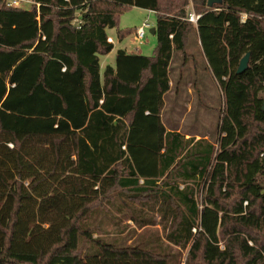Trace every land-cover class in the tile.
<instances>
[{
	"label": "trees",
	"instance_id": "16d2710c",
	"mask_svg": "<svg viewBox=\"0 0 264 264\" xmlns=\"http://www.w3.org/2000/svg\"><path fill=\"white\" fill-rule=\"evenodd\" d=\"M192 2L197 24L190 0H0V264H264V0ZM132 7L156 13L154 53L118 49L101 75ZM195 26L224 97L217 144L161 118ZM105 206L163 235L94 237Z\"/></svg>",
	"mask_w": 264,
	"mask_h": 264
},
{
	"label": "rangeland",
	"instance_id": "374dc122",
	"mask_svg": "<svg viewBox=\"0 0 264 264\" xmlns=\"http://www.w3.org/2000/svg\"><path fill=\"white\" fill-rule=\"evenodd\" d=\"M31 6V3L23 4L24 8H31ZM156 19L157 16L154 11L140 7L126 9L118 16V26L107 30L108 35L114 40V48L110 53L100 55L101 75L104 74L106 65H115L118 49H127L128 51L135 52L139 51L137 50V48H139L141 53L153 55L157 45V37L151 33L150 29L156 25ZM146 20L151 24V28H147L144 38L138 40L134 28L141 26ZM119 29L125 31V35L122 38L118 36ZM196 37V32L193 30L187 33L186 50L191 54L188 59L185 58L182 52L175 51L172 63V68L175 71L172 72V75H177V78H179L180 69L183 68V63H185L186 66L183 69L184 78L181 83L183 87L182 91L185 93V91L188 90V83L194 85L193 100H195L198 105H196V109L192 114L188 116H186V114L179 122L177 118H174L169 125L173 128L180 127L184 132L187 131L192 134H199L200 136L205 135L209 140L217 144V137L219 135L218 122L224 107V97L221 87L210 73L204 61L202 49L201 46L198 45ZM195 84L197 86H195ZM179 100L178 96L176 97V101L173 99L171 101L168 100L170 102L166 112L169 113V117L173 115L171 106H173L174 103L176 104L174 111L176 117L188 106L185 104V107L182 106L184 107L183 110L181 106L179 109L177 106V104L179 105ZM260 181L264 186V174L260 176ZM118 200H120V196H118L116 202H119ZM102 211L103 212L96 219L98 221L97 226L93 227L94 237L103 236L107 239L114 238L115 241L131 244L139 238L147 239V236L142 235L143 232L151 234L152 232L158 231L161 236L163 235L162 225L160 223L139 227L133 220L123 217L122 214L117 211H110L106 206ZM106 214L111 216V218ZM149 215H155L157 220L160 218L156 211L149 213ZM221 241L223 246L224 240L222 239ZM186 256L187 251L184 252V257ZM182 264H186V262L183 261Z\"/></svg>",
	"mask_w": 264,
	"mask_h": 264
},
{
	"label": "crops",
	"instance_id": "0c3cea01",
	"mask_svg": "<svg viewBox=\"0 0 264 264\" xmlns=\"http://www.w3.org/2000/svg\"><path fill=\"white\" fill-rule=\"evenodd\" d=\"M138 28V27H136ZM194 32H196V39H197V43L199 46H201V49H202V45H201V41H200V37H199V34L197 32V27L195 26L193 29H192ZM135 32V31H134ZM187 36V35H186ZM111 37V36H109ZM112 38V37H111ZM112 42L114 44V40L112 39ZM127 51V53L129 54H144V53H141L140 49L137 48V50L139 51H128L127 49H125ZM202 51V55H203V58H204V61L205 63L207 64V67L211 73V70L209 68V65H208V62H207V59L204 55V52H203V49L201 50ZM183 53V55L185 56L186 59H188V57L191 55L188 53V51L186 50V44H185V49L183 51H180ZM174 53L175 51L173 52V56H172V59L170 61V65H169V78H170V81H169V85H170V88L169 90L165 93L164 95V105H163V108H162V113H161V118H162V121H163V124L166 128L167 131L169 130H177L183 134H185L186 137H190V136H196V137H200L199 134H192L190 132H187V131H182L180 129V127L178 128H173L172 126L169 125L170 122H172V119L174 118H177L178 119V122L181 121L185 115L188 116L190 114H192L194 112V110L196 109V102L195 100H193V93H194V85H192L191 83H188V90L185 91V93L182 91L183 87H182V81H183V78H184V73H183V69L185 68V63H183V68L180 69V74H179V78H177V75H172V72H174L175 70L172 68V63H173V59H174ZM148 55V54H146ZM114 66V65H113ZM100 68H101V59H100ZM172 69V70H171ZM212 74V73H211ZM195 86H197L195 84ZM169 96V97H168ZM178 96V99H180L178 102H179V105L177 104V106L179 107L180 109V106H181V109L183 110V108L185 107V104H187L188 106L184 109V111L182 113H179L178 114V117L175 116L174 114V111H175V106L176 104L174 103L173 106H171V108L173 109V118L172 116L169 117V113H167V107H169V102L173 99L174 101H176V97ZM187 99V100H185ZM170 100V101H168ZM184 106V107H182ZM192 119V118H191ZM185 120V119H184ZM178 126H181L179 124H177Z\"/></svg>",
	"mask_w": 264,
	"mask_h": 264
},
{
	"label": "built area",
	"instance_id": "2783aa9c",
	"mask_svg": "<svg viewBox=\"0 0 264 264\" xmlns=\"http://www.w3.org/2000/svg\"><path fill=\"white\" fill-rule=\"evenodd\" d=\"M191 1V10L189 11V14L187 16V20H189L190 22L197 24L198 19L200 18V14L196 13L194 11L193 8V2ZM24 3H33V0H7V5L8 6H16V7H21L23 6ZM147 28H151V24L146 20L145 22H143V24L141 26H139L138 28H136L135 30V34L138 40L144 38L145 34H146V29ZM108 40L110 42H112V38L108 37Z\"/></svg>",
	"mask_w": 264,
	"mask_h": 264
},
{
	"label": "water",
	"instance_id": "95a60500",
	"mask_svg": "<svg viewBox=\"0 0 264 264\" xmlns=\"http://www.w3.org/2000/svg\"><path fill=\"white\" fill-rule=\"evenodd\" d=\"M221 0H208V5H212L213 3L215 2H219ZM151 33L152 34H155L156 33V27H152L150 29ZM249 61H250V53H246L242 59L240 60V63H239V66H238V69H237V73L241 74L243 73L249 66ZM263 109H264V105H263Z\"/></svg>",
	"mask_w": 264,
	"mask_h": 264
}]
</instances>
